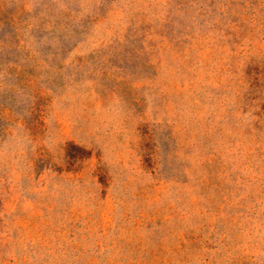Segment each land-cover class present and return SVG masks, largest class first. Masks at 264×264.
I'll list each match as a JSON object with an SVG mask.
<instances>
[{"label": "rangeland", "instance_id": "1", "mask_svg": "<svg viewBox=\"0 0 264 264\" xmlns=\"http://www.w3.org/2000/svg\"><path fill=\"white\" fill-rule=\"evenodd\" d=\"M0 264H264V0H0Z\"/></svg>", "mask_w": 264, "mask_h": 264}]
</instances>
